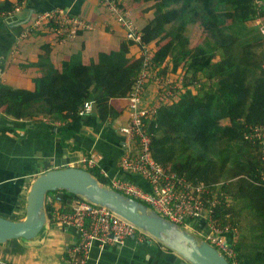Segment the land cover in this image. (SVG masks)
Returning a JSON list of instances; mask_svg holds the SVG:
<instances>
[{
	"label": "trees",
	"instance_id": "trees-1",
	"mask_svg": "<svg viewBox=\"0 0 264 264\" xmlns=\"http://www.w3.org/2000/svg\"><path fill=\"white\" fill-rule=\"evenodd\" d=\"M132 1L145 5L153 18L147 29L140 28L143 41L153 48L145 90L155 85L156 76L172 81L158 86L156 99H169H163L155 116L145 122L154 160L194 185L216 191L213 221L234 233L236 264H264V162L259 144L246 139L250 127L264 124V35L255 25L264 17V3ZM23 2H0V14L13 12ZM191 27L204 32L196 46ZM138 54V44L126 40L119 50L101 53L89 64L72 59L59 71L42 73L32 90L0 93V107L15 120H47L54 129L61 126V142L72 150L71 141L83 128L86 103L92 104L99 122L118 119L111 101L131 95L143 68ZM177 85L184 93L174 89ZM89 172L109 184L98 168ZM57 193L63 205L77 198L66 191L48 197ZM55 204L47 201V214Z\"/></svg>",
	"mask_w": 264,
	"mask_h": 264
},
{
	"label": "crops",
	"instance_id": "crops-1",
	"mask_svg": "<svg viewBox=\"0 0 264 264\" xmlns=\"http://www.w3.org/2000/svg\"><path fill=\"white\" fill-rule=\"evenodd\" d=\"M121 4L131 13L139 28L147 29L153 18L145 5L132 0H121ZM53 9H64L93 29L81 31L67 40L59 39L49 29L19 38L39 14ZM255 25L264 29V17L256 20ZM125 41L123 26L115 17L109 16L100 0H27L20 11L0 14V93L32 90L35 79L42 73L59 71L72 59L89 64L101 53L119 50ZM155 91L154 85L146 88L145 103L152 104L157 100ZM111 105L120 113L118 119L99 122L92 109L91 114L84 118L82 131L71 141V146L75 147L72 150L61 142L58 135L61 126L54 129L47 120H15L7 117L4 107H0V217L15 221L24 219L27 196L35 178L46 171L68 167L89 153L102 154L99 168L108 177L124 178L145 190L149 189L142 176L119 168L121 158L127 152L134 153L136 148L120 132V127L126 125L129 117L128 99H113ZM226 236L234 242L233 232ZM79 239L78 229L48 221V227L37 239L12 240L0 245V258L10 264H68L66 252ZM87 264L186 262L158 242L140 243L130 238L122 244L105 247L96 243Z\"/></svg>",
	"mask_w": 264,
	"mask_h": 264
},
{
	"label": "built area",
	"instance_id": "built-area-1",
	"mask_svg": "<svg viewBox=\"0 0 264 264\" xmlns=\"http://www.w3.org/2000/svg\"><path fill=\"white\" fill-rule=\"evenodd\" d=\"M26 2L27 0H24L22 5L8 14L20 11ZM100 2L109 16L115 17L123 26L126 40L138 44L139 56L143 57V68L131 95L127 98L129 117L126 125L120 127L121 134L134 145L136 151L134 153L127 152L121 158L119 168L121 171L142 176L148 182L149 189L145 190L124 178L108 177L99 168L103 159L100 153H89L71 163L70 166L87 171L98 168L100 174L109 179L107 187L147 205L165 219L194 233L195 236L218 250L230 264L231 261L236 264L234 244L226 236L229 231L218 227L213 221L214 207L217 205L218 199L217 192L203 184L194 185L183 175L169 172L153 158L152 135L145 122L155 116L156 107L163 99L165 102L169 99L164 96L159 98L155 101L154 107L145 103L144 100L145 86L151 77L150 64L153 48L143 41L142 31L135 23L131 13L122 4L117 0H100ZM255 2L259 6L264 3L263 0H255ZM46 29L54 32L59 39L67 40L72 39L81 31L93 28L84 20L71 15L64 9H53L39 14L32 24L23 30L19 38L24 39L35 31ZM260 30L264 34V29ZM154 78L156 96L158 86L172 82L169 78L168 81L163 77L156 76ZM174 89H179L181 93L185 91L180 89V85ZM169 96H173V94L169 92ZM92 109V104L86 103L81 115L91 114ZM246 139L259 144L261 159L264 162V124L250 127ZM261 182L264 184V170L261 174ZM48 201L53 204L56 202L54 209L47 215L49 222L62 227H74L80 231L79 241L66 252L68 264H87L92 247L96 243L105 247L114 243L122 244L130 238L137 239L140 243L156 242L145 231L103 207L78 198L70 199L63 205L61 193L55 194V197L49 198ZM0 264L10 263L0 258Z\"/></svg>",
	"mask_w": 264,
	"mask_h": 264
},
{
	"label": "water",
	"instance_id": "water-1",
	"mask_svg": "<svg viewBox=\"0 0 264 264\" xmlns=\"http://www.w3.org/2000/svg\"><path fill=\"white\" fill-rule=\"evenodd\" d=\"M61 191L124 218L179 255L186 264H230L218 250L193 233L147 205L103 185L91 172L72 166L49 170L35 178L27 196L24 219L0 217V245L12 240L37 239L48 227V196Z\"/></svg>",
	"mask_w": 264,
	"mask_h": 264
},
{
	"label": "rangeland",
	"instance_id": "rangeland-1",
	"mask_svg": "<svg viewBox=\"0 0 264 264\" xmlns=\"http://www.w3.org/2000/svg\"><path fill=\"white\" fill-rule=\"evenodd\" d=\"M189 30H190L191 40H192L191 43H192V45L195 46L196 44L201 42L202 37L204 35V32L200 31L197 27L196 28L195 27H191ZM155 92H157V91H155Z\"/></svg>",
	"mask_w": 264,
	"mask_h": 264
}]
</instances>
